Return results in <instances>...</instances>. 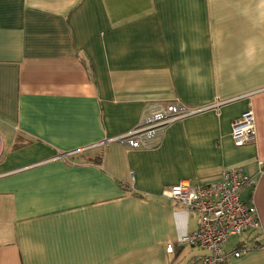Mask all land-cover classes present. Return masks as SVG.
Masks as SVG:
<instances>
[{"label": "crops", "instance_id": "1", "mask_svg": "<svg viewBox=\"0 0 264 264\" xmlns=\"http://www.w3.org/2000/svg\"><path fill=\"white\" fill-rule=\"evenodd\" d=\"M165 103L197 111L153 148L113 139ZM231 167L261 227L224 264H264V0H0V264H200L177 243L198 214L161 191Z\"/></svg>", "mask_w": 264, "mask_h": 264}, {"label": "built area", "instance_id": "2", "mask_svg": "<svg viewBox=\"0 0 264 264\" xmlns=\"http://www.w3.org/2000/svg\"><path fill=\"white\" fill-rule=\"evenodd\" d=\"M196 111L177 103L153 104L137 127L113 139L131 148H153L171 123ZM230 134L235 145L255 142L257 131L252 110L242 112L232 121ZM257 181V177L243 175L240 168L231 167L221 172L219 181L208 185L184 179L164 187L161 191L164 197L181 203L199 217L197 227L179 237L177 243L206 250L198 259L200 264H224L231 257L247 252V246L227 250L226 245L230 236L261 227L254 200L241 197V191L245 187L254 188ZM173 247L171 242L167 243L166 251L173 252Z\"/></svg>", "mask_w": 264, "mask_h": 264}, {"label": "rangeland", "instance_id": "3", "mask_svg": "<svg viewBox=\"0 0 264 264\" xmlns=\"http://www.w3.org/2000/svg\"><path fill=\"white\" fill-rule=\"evenodd\" d=\"M233 237V236H232Z\"/></svg>", "mask_w": 264, "mask_h": 264}]
</instances>
